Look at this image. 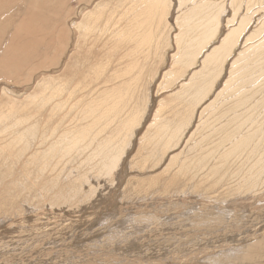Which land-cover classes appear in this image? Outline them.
<instances>
[{
	"label": "bare ground",
	"instance_id": "1",
	"mask_svg": "<svg viewBox=\"0 0 264 264\" xmlns=\"http://www.w3.org/2000/svg\"><path fill=\"white\" fill-rule=\"evenodd\" d=\"M49 1L0 0V77L2 76L5 82L18 85L14 86L16 89L13 90H11L12 86L9 90L0 87V218L10 213L18 217L19 201L29 198L47 202L51 206L59 203L82 202L88 195L82 187L85 188V183L90 184L92 179L90 174L106 175L109 178L110 174L118 170L127 151V148L125 147V150L123 147L128 139L133 137L134 130L129 124L130 121L125 122L120 118L121 97H115L119 93L117 85H112L116 89L115 95L113 89L103 90L102 87L100 89V85H108L118 77L116 75L119 73L124 75L126 71L137 70L138 54L148 55L149 51L147 54L143 47L149 48L153 42L158 41L157 27L159 29L160 21L166 20L167 17L162 13L163 7L166 5L170 8L172 4V0H77L81 9L79 12H73L65 11L60 0H55V7L50 8ZM227 7L231 9L232 14L225 18L223 25L221 23ZM19 8L23 11L20 10L18 15L14 14ZM44 9L48 11L53 9L54 14L48 12L45 15L42 12ZM176 10L177 29L173 36L169 33L168 37L170 41L172 39L174 45L172 60L160 75L161 79L165 78L167 81L175 76V63H182L183 67H186V74H182L183 77L172 83L174 86L176 84V87L169 93L171 101L174 99L188 101L192 112L190 111V116L184 119V122H178V125L170 129L169 122L161 120V114L158 115L166 107V101L162 100L156 105L153 118L145 126L146 129L140 140L160 143L161 146L168 145L177 136H182L193 121H197L200 112L202 114L214 105L220 94L226 93L225 97L229 98V103L226 101V104L229 106L219 108L218 111L216 106L214 119L212 121L207 119L198 126L202 128L214 126L212 132L219 136L213 141L214 144L209 152L207 151L209 154L198 156L197 159L186 154L184 159L174 157L171 163L176 160L179 164L173 175L188 169L193 174L192 177L203 175L205 168L210 165L207 169L209 174L207 177L213 176L217 181H228L229 184L211 186V188L197 184L193 186L192 191L190 190V193L199 194L198 199L194 201L199 205V214L196 213L194 217L187 219L189 227L179 224V231L175 230L176 232L167 234V240L170 239L174 244L180 242L179 245L174 246L176 248L173 252L176 255H173V260L175 264H196L197 253L182 257L177 255L179 254L177 250L184 244L203 247L209 243H216L222 236L226 241L220 239L222 245L219 244V247L212 250L214 254L220 253L221 256L211 258L209 264H264V0H177ZM69 15H72L70 33L65 28V19H69ZM247 30L246 39L240 42L243 46L237 49L241 35ZM115 36L118 38L115 39ZM112 40L118 42L115 47L110 44ZM67 45L69 49L64 56ZM104 45L106 48L102 50ZM236 50L235 56L232 57V53ZM230 57L231 66L229 71L226 69L224 72L228 71L229 75L228 77L225 75L224 84L216 90L217 80L223 75L225 64ZM60 62H62L61 69L55 74V68ZM103 73L109 74L102 81L96 83L91 80L94 76L100 77ZM12 78L15 79L14 82H11ZM177 78L176 75L175 80ZM170 82H174V79ZM90 85H94L95 88H92L94 91L91 95H93H89L91 97L88 98ZM147 104L149 105V102ZM147 104L145 109L148 108ZM113 120L117 126L122 124V131L103 134L104 128ZM139 123L138 125L141 124ZM122 133L124 136L121 139ZM210 134L211 131L209 135L202 134L197 144L201 147V144L208 141ZM191 135L194 136V133L191 132ZM133 138L129 140L128 146L132 144ZM177 142H181L180 137ZM194 150L195 148L192 151ZM165 158L167 159L166 156ZM101 178V183L107 182L106 178L105 180ZM94 180L92 179L91 183ZM195 181L201 183L196 179ZM169 187L166 186V191ZM186 190L183 189L181 192L184 198L188 199L186 194L189 192ZM108 206L110 208V204ZM246 207L249 208L250 215L244 213ZM38 208L40 207L37 206L36 210ZM241 215L245 218H241ZM236 223L242 225L241 229L239 227L233 229ZM167 225L166 222V228ZM54 226L52 225L53 228ZM52 227L50 225L49 228ZM30 228L32 232L37 227ZM109 228L106 225V229ZM218 229L222 230L221 233H218ZM135 231L132 230L134 233ZM120 234V230L116 229L111 235L115 239ZM38 235L39 233L35 236ZM110 236L109 238H112ZM126 236L128 235L124 232L119 238ZM236 236L238 237L234 242ZM52 239L56 241L55 237ZM249 240L251 242L246 243ZM4 243L3 245H7L6 242ZM107 243L104 248L95 251H92L93 248L89 251L90 244L88 248H84L83 254L80 253L81 251L77 253L76 250L75 255L78 257L73 261L74 263H70L121 264L124 260L121 261L122 254L116 253V244L113 242L107 245ZM7 248L10 250V245ZM25 248L28 249L29 246ZM170 248L173 249L172 246ZM42 255L47 256V254ZM48 255L50 256L49 253ZM67 255L66 257L69 258L70 256ZM61 259L64 260L63 257ZM5 260L10 262L8 259ZM122 264L127 263L122 262Z\"/></svg>",
	"mask_w": 264,
	"mask_h": 264
},
{
	"label": "rangeland",
	"instance_id": "2",
	"mask_svg": "<svg viewBox=\"0 0 264 264\" xmlns=\"http://www.w3.org/2000/svg\"><path fill=\"white\" fill-rule=\"evenodd\" d=\"M59 2L63 5V9L65 11L69 10V11H73V12H79L81 9V5L77 0H60ZM54 3H55V0L49 1V4L51 6L50 8L55 7ZM21 8H22V6H21ZM21 8H19V11L16 10V12L14 14L17 13L16 15H18V12H20V10H22ZM176 8H177V0H172V4H171L170 8L166 7V5H164L162 13L166 14L167 17H166V20L160 21L159 29L157 27V36L156 37L158 38V41L153 42V44L149 48H147V46L143 47V50H146L147 54L149 51L150 55L149 54L146 55L144 53L138 54L139 57H137V59H136V60H138V64L136 67L137 70L126 71V73L124 75L122 73H119L118 75H116L118 77H115L116 80L114 79V81L109 82L108 85H105V86H104V84L100 85V89L103 88V90H105V88L113 89L114 95L116 94V89H114V88L117 85L116 87L119 90V93L116 94L115 97H117V96L121 97V104H120V109H119V110H121L120 111L121 112L120 118L125 120V122L130 121L129 124H130V126H132V129L134 130L132 132V135L134 138L133 137H130V138L128 137L129 139L126 138V140L128 139V142L130 139L133 138V142L131 145L129 144V146H128V142H127L126 145L123 147V148L126 147L128 152L126 151L124 155L122 154L124 156L123 157L124 161L121 160L122 163L118 167V170H117L118 172L116 171L112 175L110 174L109 178L106 175L95 176V175L90 174L91 175V176L89 175L90 179L92 177V179L94 180L95 178L99 177V178H97L99 181L97 179H95L94 182H96V183L92 182L94 185L91 183L92 179H91V181L89 180L90 181L89 185H88V183H85L86 184L85 188H84V186L82 188H83L84 192L88 193V195L84 198V201L81 200L82 202L76 201V202H72V203H59L60 205L59 204H57V205L53 204V206H54L53 207L50 204H48L47 202L38 201V199H33V198L25 199L24 201H19V203H18V211L19 212L17 214L18 217H14L16 214L14 215L13 213H10L6 216L2 215V217L0 218V220H1L0 221V239H1L0 244L2 245V246H0L2 248L0 250V264H50V263L51 264H71V263H74L73 261L76 260V258L78 257V255H75L78 253V251L79 252L81 251L80 253L83 254L84 253L83 250H85L86 247L88 248L90 244H91L90 245L91 247L88 248L89 251H91L92 248H93L92 251H95L96 249L104 248L105 244L107 242H108L107 245L110 243H113V242H114V244H116V247H117L116 253L119 252L118 254H122V256H125V257L121 256V261L124 260V261H122L123 263H127V264H139V263L140 264H152L153 262H159V263H163V264H166V263L167 264H175L173 257L176 254H175V252H173V250H174V248H176L174 246L179 245L180 242H177L174 244L173 241L171 242L170 239L167 240L166 236H167V234L176 232L180 226L179 224H183L184 226L189 227V224L187 223V221H188L187 219L190 218L191 216L194 217L195 214L199 212V210H198L199 205L194 203V201H196L198 199L199 194L196 193L197 195H195L193 192L190 193L192 191L191 189L193 188V186H197V184H198V186H205V187L211 188V186L212 187L213 186H226L227 184H229L228 181L219 182V181H217V178H215L213 176L208 178L207 176L209 174L207 173L208 172L207 169L210 165H208L207 168H205L204 174L206 173V175L203 174V175H199V176L196 175V177H192L193 174L191 172H189L188 169L183 170L182 173H180V174L173 175L174 172L177 170V167H179V164L176 160H174V162L176 161V163H174V162H173V164L171 163V159H173L174 157H177L178 159H184L186 154H189V156H191L192 158L196 157L195 159L209 154L208 153L209 149L214 144L213 141L217 140L219 136L218 135L216 136V134H213L212 131H214V129H215L214 126L207 127V128H202V127H198V126H201L202 123L205 122L207 119H210V121H212V119H214V117L216 116L215 111L216 110L218 111L219 108L229 106V104H226V101L229 103V98H227L228 96L225 97L227 95L226 93H225V95H224V93L220 94V96H218V98L216 100L217 102L215 101L214 105L210 106L209 109H206L204 112L202 109L203 113L201 114V112H200L198 114V117L196 119L197 121H193L187 127L188 129L186 128L185 133L182 136H177L176 139L174 138L175 140L171 141L168 145L161 146L162 144L160 145V143L157 144V143L151 142V141L140 140L141 136L143 135V131L146 129L145 126H147V123H149L153 118V115H154L153 113L155 112L156 105H158V103H160L162 100L166 101V104H165L166 107L163 108L161 110V112H159L158 115L160 116V114H161V116H160L161 120H163V121L166 120L169 122V128L170 129H172L176 125H178V122L179 123L184 122L190 116V114L192 112L191 111L192 108H190V104L188 105V101L183 102L182 100H179V99H174L171 101L172 98H171V95L169 93L170 90H172L174 87H176V84L174 86V84H172V83H175V81H177L180 77H183V75L186 74V71H185L186 67H183L182 63L181 64L180 63L174 64V67L176 68V69L174 68L175 76H174V78L171 77L174 79V82H170V80H173L171 78L168 79L167 81L165 78L161 79V75H160V73L164 70V68H166V66L169 65V63L172 60L171 55L173 54L174 45L172 43V39L170 41L168 37H169V33H170V36H173V34H175L176 29H177V27H175L176 26L175 25V17L177 15ZM44 10H46V11H44ZM44 10L42 12L45 13V15H47L48 12H51V13L53 12V9H49V11H48V9H44ZM43 13H42V15H44ZM53 14L54 13H52V15ZM231 14H232L231 9L227 7V11L225 12V16H223L224 19H222L221 24L225 25V21H224L225 18L228 16H231ZM104 17H107V16H104ZM162 17H163V15H162ZM70 18H72V15L69 17V19L68 18L65 19V28H67V31L69 30V33H70V29H72L71 23H70L71 22ZM160 19H161V16H160ZM163 21H164V23H163ZM152 25H153V23H152ZM248 30L243 32V34L240 37L239 43L240 42L242 43L244 41V39H246V35H247L246 33H248ZM250 30H251V28H250ZM225 32H226V30H225ZM243 36H245V37H243ZM117 38L118 37L115 36V39H117ZM157 38H155V39L157 40ZM117 43L118 42H116L115 40H112V42L110 44H112L111 46L115 47V44H117ZM154 43L156 44V46ZM241 43H240V45H241ZM106 45H104L102 47V50H104L106 48ZM240 45H238L237 49H240V47L243 46V45H241V46ZM151 48H152V50H151ZM68 49H69V45H67V47H66V52H65L64 56H66ZM108 49H110V47ZM49 51H50V49H49ZM236 52H237V50L235 52H233L231 56L234 57ZM169 58H170V60H169ZM230 58L227 60L228 62L225 64V69L223 71V75H221L219 80H217L218 84L216 85V88H215L216 90L222 87V85L224 84L223 79H226V77H228V75H229L228 71H229V68L231 66V64H229V63H232V58L231 59ZM62 59H64V57H62ZM61 66H62V62H60L58 64L57 68H55L56 69L55 74H57L56 73L57 70L61 69ZM138 67L140 69H138ZM51 68H49V69H51ZM226 69L228 70L227 71L228 73L227 72L224 73ZM143 70L145 72H143ZM90 73H91V71H90ZM0 74H1V72H0ZM107 74H109V73H105V74L103 73V75H101L100 77L94 76L91 80L93 82L96 81V83H98V82L102 81L107 76ZM176 75L178 78L175 80ZM225 75H226V77H225ZM91 76H92V74H90V77ZM155 76H156V78H155ZM10 80H11V82L15 81V79H13V78ZM152 80H153V83H152ZM161 80H162V82H161ZM0 81H1L0 84H2V85H0V87H5L8 90L11 88H12L11 90L16 89L14 86H18V85H15V84L12 85V83L3 81L2 76L0 77ZM112 85H115V86L112 87ZM19 86L22 87V85H19ZM92 88H95L94 85L89 86V89H91V90L88 91L89 92L88 98L93 95V94L91 95V93L94 91ZM89 95H91V96H89ZM215 96H216V94H215ZM210 97H211V95H210ZM221 99H223V100H221ZM148 102H149V105L147 104ZM146 104L148 107L147 109H145ZM215 107H216V110H214ZM121 115H122V117H121ZM200 119H202V120H200ZM138 122H140L141 124L139 123L140 125H138ZM198 122H200V123H198ZM193 125H194V127H193ZM120 130L122 131V124L120 123L119 126H117V124L113 120V121H111V123L106 128H104L103 134L106 132H112V131L114 133V132H117ZM210 131H211V134L207 138L208 141L201 144V147H200V144H197L199 138L201 139L202 134H205V135L208 134L209 135ZM187 132H188V134H187ZM191 132L194 133V136L191 135ZM134 133H135V135H134ZM122 136H124L123 133L120 135L121 139H122ZM179 137L181 138V142L178 143L177 140L179 139ZM140 141L143 142V145H142V142H141V144H139ZM188 142H190V144ZM182 143H184V144L182 145ZM141 146H142V148H141ZM126 148H125V150H126ZM194 148H195V150L193 152L192 150ZM184 150L189 151V152H186ZM181 151H183V152H181ZM123 152H124V149H123L122 153ZM196 152H198V153H196ZM165 156L167 157L169 162L167 161ZM168 156H170V157H168ZM179 156L182 158H180ZM164 158H165V160H164ZM125 159L127 161H125ZM130 161H132V162L130 163ZM164 162H165V164L162 165V163H164ZM138 163H139V165H137ZM166 163H167V165H166ZM170 165H171V167H170ZM102 176H103V178H101ZM124 177H126V178L123 179ZM100 178L103 180H105V178H106L105 181H107L108 184H107V182H105L104 184L101 183L102 180H100ZM206 178H207V180H206ZM195 179L198 182L201 181V183L200 182L197 183L195 181ZM155 181H157V182H155ZM169 181L171 183H169ZM100 183L102 186H100ZM192 183L193 184L196 183V184L193 185ZM95 185H96V187H95ZM167 185H168V187L171 186L168 189V190H170L169 192H167L168 190L166 191ZM175 186H176V189H175ZM102 187H103V189H102ZM180 187H181V189H180ZM91 189H92V191H90ZM130 189L133 191H131ZM183 189H185V190L187 189L186 191L189 192V194H186L188 199L184 198L185 196L181 192V190H183ZM124 190H125L126 194L124 193ZM212 190H210V191H212ZM96 191H97V193H96ZM128 191H130L131 194ZM177 191L178 192L180 191L181 194L178 193ZM134 192H136V193H134ZM168 193H169V195H168ZM127 194L130 196H128ZM173 194H175V195H173ZM179 195H181L182 197H180ZM87 199H89V200H87ZM95 201L99 204L95 203ZM105 201H106V203H105ZM172 201L174 204L172 203ZM112 202H113V204H112ZM44 204H45V206H44ZM109 204H110V208L108 206ZM31 205L33 207H31ZM64 205H66V207ZM71 205H72V207H71ZM37 206L40 207V208H38V210H36ZM47 206H49V208ZM55 206H57L58 208H56ZM51 207H53V208L50 209ZM63 209H66V210H63ZM184 211L187 213H185ZM88 212L91 214H89ZM147 212H148V215H146ZM188 212H190V213L188 214ZM20 213H22V214H20ZM244 213H246L247 215L248 214L250 215L249 208L246 207V209H244ZM76 214H78L80 216H78ZM92 214H93V216H92ZM9 215H10V217H8ZM74 215L77 217H75ZM38 217H41V218H38ZM53 217L55 219H53ZM243 217L244 216L241 215V218H243ZM95 218H96V220H95ZM56 219L59 220V222ZM131 220H133V221H131ZM81 221H83L84 223ZM115 222H116V224H114ZM134 222H135V226H134ZM149 222H151L152 224H150ZM166 222L168 224L167 228L165 226ZM55 223H59V224L55 225ZM67 223H69V224H67ZM77 223H78V226L76 225ZM121 223H123V225ZM136 223H137V226H136ZM148 223H149V225H148ZM173 224H174V226H173ZM50 225H51V227H52V225L53 226L55 225L54 227L56 229L53 227L49 228ZM106 225L109 226L111 229L109 228V230H107ZM130 225H132V226H130ZM21 226H23V227H21ZM35 226L37 228H34ZM62 226H65V227L62 228ZM127 226H129V227H127ZM30 227H33L35 230H33L31 232ZM38 227L40 229H38ZM43 227L45 228V229H43L44 231L41 229ZM154 227H157V228H154ZM237 227H239V229H241L242 225L240 223H236L235 225H233V229L237 228ZM37 229L39 231L42 230V232L37 231ZM114 229L120 230L121 234L119 237H122L124 232H126V234L128 235L126 237H129V236H131V237H129L127 239H126V237L120 239L117 236L115 239H113L114 236H112L111 234H113V232L115 231ZM27 230H29V231H27ZM132 230H134V231L136 230L135 233L132 232ZM221 231L222 230L218 229V233H221ZM11 233H12V235H11ZM20 233H21V235H20ZM38 233H39V235H38L39 237L38 236L36 237L35 235H37ZM216 233H217V231H216ZM33 234H34V237H32ZM47 234L50 236H48ZM19 235L22 238L25 237V238H27V239L29 238V239L28 240L22 239ZM26 235L27 236L29 235V236L27 237ZM40 235H41V237H40ZM1 236H3V237L1 238ZM43 236L46 238L43 239L44 238ZM109 236L112 238H109ZM11 237H13V238H11ZM54 237H55L56 241L58 239L57 243L55 240L52 239ZM237 237L238 236H236L235 240H233L234 242L237 240ZM108 239H111V240H108ZM220 239L222 241H224V240L226 241V238L222 239V236H220L216 243H214V242L211 244L209 243V245H206L203 247L202 246L198 247L197 245H194V244H193L194 246L192 244H184L180 247L181 249L177 250V252L179 253L177 255L182 256V257L183 256L189 257L190 254L197 253V256L195 255L196 256V261H195L196 264H209V261L211 258H214V257L218 258V256L220 255V253L214 254L212 252V250H214L215 248L222 245V241ZM20 240H24V241H20ZM51 240H52V242H50ZM102 240L106 241V243ZM121 240H125L126 242L125 241L121 242ZM3 241L6 242L7 245H3V244H5ZM233 241L231 240L232 243H233ZM143 242H145V243H143ZM250 242L251 241L249 240L246 243H250ZM41 243L44 245L43 247H42ZM18 244H19V246H18ZM24 244H25V246H24ZM124 244H125V246H124ZM9 245L11 247V248H9L10 250H8V248H7ZM16 245H17V248H16ZM28 246H29V248H28L29 250L27 248H25ZM47 246H49V247H47ZM98 246H100V247H98ZM171 246L173 247V249L170 248ZM31 247H33V248H31ZM94 247H98V248L94 249ZM183 247H184V249H183ZM3 248H4V250H3ZM119 248H120V250H118ZM185 248H187V249H185ZM188 248H190V250ZM192 248H195L194 249L195 251L192 250ZM170 249H172V250H170ZM56 251L57 252L60 251V252L57 253ZM73 251L74 252L76 251L77 253L76 252L74 253ZM2 253H4V254H2ZM48 253L50 254V256L48 255ZM7 254H8V256H7ZM9 254H11V255H9ZM42 254H44V255L47 254V256L45 255V257H44ZM58 254H60V255H58ZM127 254L129 256H127ZM66 255L70 256V257L68 258V257H66ZM9 256H10V258H9ZM62 257L64 260L61 259ZM124 258H127V259H124ZM3 259L4 260L8 259V261H10V262L8 263L5 260V262H7V263H5ZM40 259L41 260L43 259V260L38 261ZM66 260L69 262H67ZM122 262H121V264H122Z\"/></svg>",
	"mask_w": 264,
	"mask_h": 264
}]
</instances>
